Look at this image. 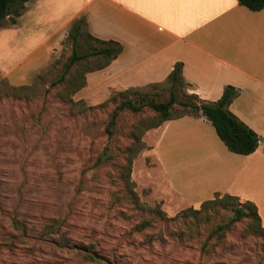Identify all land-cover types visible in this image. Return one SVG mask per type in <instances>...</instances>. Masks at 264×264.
Segmentation results:
<instances>
[{"label":"rangeland","instance_id":"374dc122","mask_svg":"<svg viewBox=\"0 0 264 264\" xmlns=\"http://www.w3.org/2000/svg\"><path fill=\"white\" fill-rule=\"evenodd\" d=\"M82 34L79 52L99 45L88 36L87 24ZM43 35L37 33L34 42ZM72 51L68 32L47 61L29 58L26 64L38 68L17 83L0 70V264H264L262 219L232 221V204L175 219L160 213L174 218L193 207L165 187V194L157 193L154 183L168 177L186 194L188 177L171 173L174 160L191 159L205 144L172 147L167 135L160 150L165 177L153 152L156 111H123L108 135L111 111L125 96L167 101L168 85L74 92L104 58L89 57L66 72ZM127 89L134 92L123 94ZM187 89H179V100L186 99ZM249 96L243 92L239 105ZM183 112L178 104L173 116ZM210 128L211 141L221 142ZM257 163L255 198L264 214V160ZM143 220L151 226L138 229Z\"/></svg>","mask_w":264,"mask_h":264},{"label":"crops","instance_id":"0c3cea01","mask_svg":"<svg viewBox=\"0 0 264 264\" xmlns=\"http://www.w3.org/2000/svg\"><path fill=\"white\" fill-rule=\"evenodd\" d=\"M83 15L92 36L124 47L107 66L86 74L84 93L164 84L178 63L190 84L188 93L202 101L218 100L228 85L239 89L229 109L262 136L258 149L241 155L231 152L218 135L221 142H212L213 125L202 113L167 120L153 130V152L165 177L169 171L160 150L167 135L172 147L206 146L194 150L191 159L174 160L171 173L188 177L186 194L168 177L154 185L157 193L165 187L193 207L216 193L253 201L264 227L255 198L261 174L257 159L264 160V8L252 11L239 0H30L15 25L0 29V70L17 83L38 68L26 64L28 59L36 55L35 60L47 61ZM245 91L250 96L239 105Z\"/></svg>","mask_w":264,"mask_h":264},{"label":"trees","instance_id":"16d2710c","mask_svg":"<svg viewBox=\"0 0 264 264\" xmlns=\"http://www.w3.org/2000/svg\"><path fill=\"white\" fill-rule=\"evenodd\" d=\"M29 1L30 0H0V29L15 25L25 11L26 3ZM239 3L252 11H260L264 8V0H239ZM85 24H87V19L86 16L83 15L77 18L70 27L69 39L73 42V51L69 58V63L66 66V72L77 62L87 60L89 57L93 56L104 58V62L98 65L95 69L104 68L123 51L124 47L120 42L114 40H102L89 33L88 36L90 39L99 45H93L90 51L79 52V40L83 35L82 29ZM90 71L92 70H88L86 73ZM164 84H167L168 89L170 90V98L167 101H156L153 99L146 101L147 98L145 96L141 101L137 102L132 96H125L124 99L117 103L111 111L106 126L108 135H113L116 123L123 111L130 110L131 112L137 113L141 112L144 108L149 107L159 114L157 122L151 126L152 128H157L165 121L176 117L187 114L202 113L211 122L217 135L231 152L241 155H250L258 149L261 141L258 133L229 109L230 104L239 94L238 88L232 85L226 86L223 95L213 102L202 101L196 94L188 93L187 89V94L185 96L186 99L179 100V89L184 87L189 88L190 86V84L184 80L182 75V65L180 63L174 66ZM85 86L86 77L82 84L76 86L74 92L79 91ZM133 92L132 89H127L123 94H131ZM178 104L181 105L184 112L177 116H173L174 107ZM137 141L141 140L138 138ZM129 175L130 173L128 174V177ZM214 204H232V210L234 212L232 221H240L250 216H254L257 221L261 220L258 207L253 201L247 200L245 203H241L238 196L231 194L221 195L220 193H216L212 199L205 200L201 204L200 209H195L193 207L187 208L182 210L174 218H169L163 210H160V213L166 219H175L182 214H187L189 212L199 213L208 206ZM149 226H151V221L143 220L137 227L142 230ZM222 228L223 225H220L215 229V232H218ZM259 229L264 231L262 226H259ZM214 233L212 232L210 237Z\"/></svg>","mask_w":264,"mask_h":264}]
</instances>
